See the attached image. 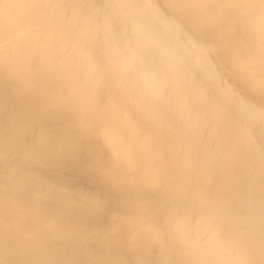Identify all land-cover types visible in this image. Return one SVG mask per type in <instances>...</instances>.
Returning <instances> with one entry per match:
<instances>
[{
	"label": "bare ground",
	"instance_id": "obj_1",
	"mask_svg": "<svg viewBox=\"0 0 264 264\" xmlns=\"http://www.w3.org/2000/svg\"><path fill=\"white\" fill-rule=\"evenodd\" d=\"M0 264H264V0H0Z\"/></svg>",
	"mask_w": 264,
	"mask_h": 264
}]
</instances>
